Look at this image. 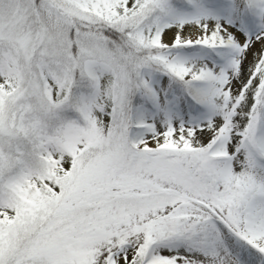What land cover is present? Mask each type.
I'll use <instances>...</instances> for the list:
<instances>
[{
	"label": "snow or ice",
	"instance_id": "obj_1",
	"mask_svg": "<svg viewBox=\"0 0 264 264\" xmlns=\"http://www.w3.org/2000/svg\"><path fill=\"white\" fill-rule=\"evenodd\" d=\"M0 264H264V0H0Z\"/></svg>",
	"mask_w": 264,
	"mask_h": 264
}]
</instances>
